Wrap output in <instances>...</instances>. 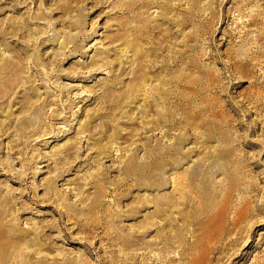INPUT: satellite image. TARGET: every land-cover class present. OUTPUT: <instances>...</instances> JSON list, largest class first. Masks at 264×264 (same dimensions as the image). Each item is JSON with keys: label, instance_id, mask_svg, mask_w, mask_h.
Wrapping results in <instances>:
<instances>
[{"label": "rangeland", "instance_id": "374dc122", "mask_svg": "<svg viewBox=\"0 0 264 264\" xmlns=\"http://www.w3.org/2000/svg\"><path fill=\"white\" fill-rule=\"evenodd\" d=\"M0 264H264V0H0Z\"/></svg>", "mask_w": 264, "mask_h": 264}, {"label": "bare ground", "instance_id": "6f19581e", "mask_svg": "<svg viewBox=\"0 0 264 264\" xmlns=\"http://www.w3.org/2000/svg\"><path fill=\"white\" fill-rule=\"evenodd\" d=\"M237 217L236 218H238V220H239V217H238V215H236ZM240 219H242L241 217H240ZM237 221V220H236ZM236 223V222H235ZM238 224V223H237ZM197 263V262H196Z\"/></svg>", "mask_w": 264, "mask_h": 264}]
</instances>
